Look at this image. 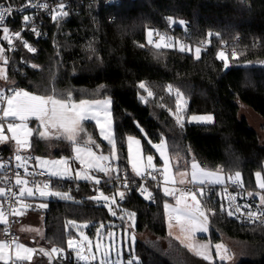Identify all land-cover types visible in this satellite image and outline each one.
<instances>
[{
	"label": "trees",
	"instance_id": "obj_1",
	"mask_svg": "<svg viewBox=\"0 0 264 264\" xmlns=\"http://www.w3.org/2000/svg\"><path fill=\"white\" fill-rule=\"evenodd\" d=\"M23 1L0 0V4ZM67 13L56 21L43 17L35 32L30 28L26 36L35 51L19 43L7 60V78L11 86L41 96L69 99L70 94L74 101L109 96L117 148L113 162L128 171L131 189H125V199L118 207L112 206L113 216L92 199L98 192L89 186L90 181L54 183L52 188L65 191L69 198L57 196L45 201L42 243L62 249L63 260L71 263L76 258L67 240L77 234L80 225H85L90 237L101 224L105 233L110 226L132 230L125 213H135V245L122 259L134 258L138 264H228L207 261L168 234L164 203L172 199L162 188L153 190V201L138 194L141 182L128 167L125 140L130 135L140 137L144 153H153L154 167L159 168L160 160L149 140L155 145L163 138L170 157L178 158L181 164L194 158L203 167L226 175L240 172L242 184L257 190L254 174L264 164V143L247 119L239 116L236 101L263 119L264 136V0H70ZM21 19L15 14L8 25L20 30ZM148 30L201 47L200 58L175 47L156 48L146 38ZM2 36L0 28L5 57ZM221 51L227 58V71L225 61L218 58ZM140 83L153 93L150 98ZM154 86L158 87L153 92ZM177 92L185 100L177 114L184 127L175 121ZM155 101L162 106H151ZM193 113L212 114L213 120L188 123L187 117ZM84 128L100 142L91 123ZM29 143L33 156L70 155L71 143L64 139L45 141L34 135ZM100 144L103 151L110 150L102 141ZM0 150L7 158L10 142L0 143ZM98 175L101 192L116 196L121 188L110 186L104 173ZM3 180L1 170L0 185ZM201 197L209 212L210 239L217 242L224 237L246 244L247 254L235 264H264V224L237 223L211 199ZM2 228L0 223V232ZM15 264L58 263H51L37 251L33 261ZM88 264L97 263L91 260Z\"/></svg>",
	"mask_w": 264,
	"mask_h": 264
},
{
	"label": "rangeland",
	"instance_id": "obj_2",
	"mask_svg": "<svg viewBox=\"0 0 264 264\" xmlns=\"http://www.w3.org/2000/svg\"><path fill=\"white\" fill-rule=\"evenodd\" d=\"M149 31L150 30H148L146 32V38L149 42L152 43V41H151L152 36L151 37L148 36ZM163 36L165 37L163 42L160 40V41L152 43V44L156 47V44L162 43V47H167V48L175 47L179 50L183 46L185 51H188V52L192 51L194 55H195L196 48H199L196 46L191 47L188 45H184L178 39L177 40L173 39L172 36H168L166 34H163ZM0 49H2V48L0 47ZM200 49H201V47H200ZM4 61H5V59H4L3 52H2V53H0V89H1V87L5 86L6 82L8 81V79L4 78L5 76L7 77V64H5ZM155 87L157 88L158 86L153 87V92H154V89H156ZM20 90L27 91L25 89H20ZM29 93L33 94V95H38V94L31 93V92H29ZM9 96H11V95H9ZM147 96L149 98L151 97L149 95H147ZM55 98H57V97H55ZM145 98H147V97H145ZM19 99L23 100L24 98L20 97ZM57 99H65V98H57ZM66 100H68V102L70 104L71 103L78 104L81 100H85V101L108 100V101H110V104L107 105V112H108L107 115L105 114L104 110L101 109V110H99V115L96 118L88 119V120H85L82 122L83 128H84V124L91 123L94 126V129L97 133V138L100 140V142L102 141L107 146H109L110 150L109 151H103L102 145L100 144V142L95 139V137L92 135V133L87 132L85 130V132L80 133V138H83V140H87V138L90 136L92 141H94V143L88 144V147H90L94 153L93 157L90 158L87 156L86 153H82L81 159H77V153L74 151V145L71 144L70 155H68V156L62 155L60 157L59 156L49 157V156H42L40 154H35L34 158H39V160L35 159L34 163H36L37 165H41L42 167L46 168L50 173L54 170H59L68 176L75 177L76 181H85V180L91 179L95 183L96 179H100V176L98 174L103 173L102 171L99 170V168L101 166H103V163L117 160V148H116V138H115V133H114L113 115H112V109H111V99L109 96H103V97H84V98L77 100V101L70 100V99H66ZM155 100H157V99H155ZM176 100H177V98H176ZM176 100L174 102L175 107H176ZM236 102H237L238 108H239V110H238L239 116H244L247 119L249 125L251 127H253L258 132L260 141L262 143H264V136H263V133L261 131L263 119L261 117H259V115H257L251 108H249L245 104L241 103L240 101H236ZM184 105H185V100L182 97L180 111L182 110ZM6 106H7V99L5 100V102L3 104L0 101V115L4 119L3 122H0V124H3V135L5 137H7L6 140L0 141L1 144L12 141V144L16 148L15 140L11 139L13 136V133L7 130V125L9 122L15 123L17 125L27 124L28 128L33 130L32 135L25 137L23 135L24 130L22 128L17 129L16 135L19 138H29V142H30V138L32 136H34V135L38 136V134L35 131L37 128H39L40 131L48 132V138L43 139L45 141H52L53 139H55V137L57 135L63 134V129H60V128L53 129L50 126H49V128L46 129L44 126H42L40 124V122L35 117H32V116H29L26 121H21L18 118H14V117L5 118L3 116V109ZM151 106H153V107L156 106V108H159L162 105H161V102L159 101V102H156L155 105L151 104ZM91 111H97V109H95V108L91 109L90 114H91ZM176 112H177V107H176ZM177 114H179V113L174 114V116L176 118L175 119L176 122H177ZM194 115H196V116L211 115L213 117V115L209 114V113H193V114L188 115L187 121H189L191 116H194ZM180 119L182 120V118H180ZM191 123H196V122H191ZM102 131H103V134H102ZM104 136H109L110 138H114V143H115V153L114 154H113L112 143H110L109 140L104 139ZM129 137L132 138V141H129ZM64 140L67 141L66 139H64ZM136 140H139L140 143L136 144L134 142ZM162 141L165 144V154L169 160V163L167 165V167H168L167 172L164 171V169H165L164 157L161 156L160 150L157 147H155V145L160 144ZM149 143L151 144L152 148H154V150H155V152H156V154L160 160V163L158 166H159L161 173L163 175V183H164L162 185L163 191L165 188H167L169 191H171V188L174 185L181 184L180 180H184V184H189V181H191V172H192L191 165L193 162L197 163L200 166V168L204 169L205 171H210V172L216 173L221 178V181H222L219 184L212 183V180H214L215 177L204 178V177H201L198 175L197 180L199 181L200 179H205V183L204 184L196 183L195 185H198V186L221 185V184L225 183L227 180H229L230 176L231 177L235 176V175H226L222 170H219V169H214V170L207 169V168L203 167L198 162V160H196L194 158L190 159L188 162H185V164L184 163L181 164L179 162L178 158L170 157L168 149H167L166 141L163 138L160 139L158 142H156L155 145L153 144V142L151 140H149ZM125 144H126V150H127L129 169L131 170L132 173H135L133 171V167H132L133 164L136 165L137 169L141 173L144 172L148 166L151 168H154V166L157 164L154 160L155 155L153 153H144L140 137L130 135L126 138ZM29 147H30V143L19 148V150L29 151ZM100 156H108L109 159L108 160L96 159ZM148 156L153 157L152 164L148 163V160H147ZM44 160H47V161L67 160V164L66 165H64V164L58 165V166H56V168H53V166L50 163L44 164L42 162ZM90 160L92 161V163L96 164L97 166L96 167H90L89 166ZM0 165H1V161H0ZM65 168L67 169V171H64ZM199 170L200 169H197V172H199ZM0 171H1V167H0ZM77 173H79V175H80L79 179L76 178ZM180 173H185V175L182 176V175H180ZM257 173L260 174V180L264 181V164H263L262 169L260 171L255 172V174H254V183H255L257 190H263L259 187V181L257 179ZM85 177H88V178L85 179ZM165 177H167V180H165ZM240 182H241V180H240ZM2 183H3V181H2ZM0 188H3V184L0 185ZM25 188H32L33 189L34 195L31 196L30 198H32L36 203H39L37 205L38 208L21 212V214L18 215L19 219L17 218V221L14 225L13 231L18 236V238L24 239L25 244L33 245V247L35 248L36 251L33 253L31 260L27 261V262H31L34 260V256L37 253V251L42 253L41 249L46 251V249L51 250L52 248H54V247H47L46 245H44L42 243L43 242V233H44L43 232V224H42L43 223L42 210L45 207H41V205L42 204L45 205V203H43L44 201L49 200L50 198L57 197V196L41 197L39 195V191H41V190L49 191V192L57 191V192H60L62 194H66V195H67V193L65 191H62L61 189H56V188L44 189L42 186L38 189L35 186L33 187L31 185H27ZM196 195H197V201L199 202L200 211L205 213L206 221L204 219L198 218L196 221L195 229H193L192 226L190 224H188L186 218L182 217L181 220H179V221L176 219L177 213L174 212L173 209L184 208L185 204H187L193 208L196 207L197 201H193L191 199L190 195L185 196L180 204H177V200H167V201H165V203H167L169 205V207L166 209L165 203H164V213H165V220H166V227H167L168 234L171 235L172 237L176 238L185 247H186V245H189V244L196 245L197 249L199 251L204 252V254L207 255L208 258L205 259L202 255H197V254L196 255L204 258L207 261L218 260V261H222V262H225L228 264H235L237 258H239L242 255L247 254L248 246L246 244L238 241V240H229V239L224 238V237L221 238L217 242H213L210 239V227L207 223V214L209 212H208L207 208L202 206V203H201L202 197L200 195L199 189H198ZM60 196H64V195H60ZM103 196H106V195L103 194ZM103 196H101L100 193L98 192L93 197H98L99 199H95V200L99 201L102 206H104L106 209L109 210V207H110L109 203L108 202L106 203L104 201ZM27 197H29V196H27ZM116 207H118V205ZM125 216L127 217V220L131 222L132 230H129V228H130L129 226L124 227V228L110 226L105 233L104 232V225H103V227H101V225H102L101 224L100 226L97 227V231H96L95 235L90 237V235L83 229V227L85 225H80L79 226L80 228L76 229L77 234L73 237L68 238L67 245H68L69 240L73 241L72 246L68 245V249L72 251L73 256L78 260L79 264H88V263H90L91 260L93 262H96L97 264H101V261H104V264H107V263H110L113 261L122 260L124 252L125 251L129 252L130 249H132L134 247L135 241H136V235L133 231L134 218L131 217L130 215H128V213H125ZM106 224L110 225V222L107 221ZM113 225H114V223H113ZM182 225L185 229L184 231L181 230ZM201 225H203V227H205L207 230L206 231H199V228L201 227ZM21 229H24V230L22 231ZM137 236L138 237H145V235H137ZM29 237H32L34 239V241L33 242L30 241ZM133 237H134V242L132 239ZM218 244L223 245L224 248L217 250L216 245H218ZM97 245H99V250H97ZM201 245H207L206 250L201 249L200 248ZM186 248L188 249V247H186ZM225 249L227 250L226 252H225ZM231 249H232V251L234 250L235 252L233 253L231 251ZM192 253H194V252H192ZM43 256L46 259H48L51 263H55L50 259L49 256H45L44 254H43ZM220 256H224L225 259L221 260ZM81 257H85V258L82 259ZM93 257H95V259H93Z\"/></svg>",
	"mask_w": 264,
	"mask_h": 264
},
{
	"label": "snow or ice",
	"instance_id": "obj_3",
	"mask_svg": "<svg viewBox=\"0 0 264 264\" xmlns=\"http://www.w3.org/2000/svg\"><path fill=\"white\" fill-rule=\"evenodd\" d=\"M61 8L64 7V5L60 6ZM12 12L11 8L8 7H0V23L4 22L6 19V14H10ZM63 15H68V13L65 11L62 13ZM51 19L53 21H56L58 19V17L56 15H53L51 17ZM31 23V18L28 15H24L23 16V26L25 28H27V26ZM32 31L35 32L36 29L33 26ZM2 32L5 34L3 36L4 40H7L9 43V47L12 46V41L9 38V36L7 35V33H9V28L8 27H3L2 28ZM152 31L148 32V36L151 37L152 36ZM21 32H15L14 36L19 38L21 37ZM161 41L163 42L165 37L161 36L160 37ZM25 46H27V44H25ZM157 48L162 47V43L161 44H156ZM29 51L34 52L35 49L28 47ZM180 51L183 52L185 51L184 47L182 46L180 48ZM3 52V49H0V53ZM195 55L196 58L199 59L200 55H201V49L200 48H196L195 51ZM233 57H236V53L233 52L232 53ZM218 58L225 61V68L228 67V63H227V58L224 52H219L218 53ZM5 64H7V58H5ZM36 67V66H33ZM5 79H7V77H4ZM139 87L141 89H145L146 91V85L144 83H140ZM9 91H11L13 93V95L8 96L7 99V106L3 109V116L5 118L8 117H14V118H18L21 121H26L28 119L29 116L35 117L42 126H44L46 129L49 128V126L53 129H63V134L62 135H57L55 137V139H66L67 141H69L72 145H74V151L77 153V159H81V154L82 153H86L88 157H93L94 153L92 151V149L90 147H88L89 143H94V141H92L91 137L89 136L87 138V140H83V138H80V133L85 132V129L82 126V122L88 119H92V118H96L99 115V110H104L105 114L107 115V105L110 104V101L108 100H104V101H85V100H81L78 104L76 103H69L68 100L66 99H57L54 96H40V95H33L30 94L27 91H17L15 88H11L9 89ZM148 95L152 96L153 93L151 91H148ZM23 97V100H20L19 98ZM0 98H4V93L2 91H0ZM69 99H70V94H69ZM181 99L182 96L179 92H177V100H176V107H177V113H179L180 109H181ZM97 109V111H91L90 114V110L91 109ZM213 120V117L211 115H201V116H191L190 120L188 121L189 123L191 122H196V123H209ZM177 123L181 126L184 127V124L181 122V119L179 117V115H177ZM18 128H22L24 130L23 135L25 137L31 136L33 130L29 129L27 124H23V125H17L15 123H11L9 122L7 125V130L13 133V136L11 139L15 140L16 142V154H15V159L18 162L16 164V168H20V167H25V171L27 172V168H26V162L28 160H32V159H37L39 160V158H34L31 156L28 157H22L19 154L18 149L23 147L24 145L28 144L29 141L27 139H20L17 135V129ZM36 133L38 134V136L41 139H45L48 138V132L46 131H40L39 128H37ZM103 134V131H102ZM7 137H5L3 135V124H0V141H4L6 140ZM104 139L109 140L110 143H112L113 145V154L115 153V143H114V138H110L109 136H104ZM129 141H132V138L129 137ZM136 144H139L140 141L136 140L134 141ZM155 147H157L160 150V154L162 157H164V164H165V169L164 171L167 172L168 171V163L169 160L165 154V144L162 141L160 144L155 145ZM98 160H108L109 157L108 156H100L98 158H96ZM148 163L152 164V160L153 157L152 156H148L147 157ZM44 164H51L53 166V168H56V166L58 165H66L67 164V160H56V161H47L44 160L42 161ZM83 162V161H82ZM89 166L90 167H96L97 165L92 163V161H89ZM0 167H4L3 165H0ZM133 171L136 173L137 176L142 175V173L137 169L136 165L133 164ZM192 168V172H191V181H189V183H199V184H204L205 183V179H200L199 181L197 180L198 175L204 178H208V177H215L214 180H212V183H221V178L214 172H210V171H205L204 169L200 168V166L193 162L191 165ZM197 169H200L199 172H197ZM100 171L102 172H108V169H105L104 167H100L99 168ZM64 171H67V169L65 168ZM17 175V179H16V184L17 185H26L28 183L27 180H22L19 178L20 174L19 172L16 173ZM27 175L29 176H33L35 177L36 175H44L43 172L40 173H34V172H29L27 173ZM50 176L52 177H59V178H64L63 173L59 170H54L52 171L50 174ZM180 175H185V173H180ZM76 178L79 179L80 175L79 173L76 174ZM88 177H85V179H87ZM110 179H119V177H115V178H111ZM153 179H155V177H153ZM257 179L259 181V187L261 189H264V181L260 180V174L257 173ZM165 180H167V177H165ZM229 180H231L233 183H238L241 180V173L240 172H236L234 177H229ZM96 184L100 183L99 179L95 180ZM180 183L183 184L184 180H180ZM32 184L35 185L36 188H40L41 185L39 184L38 181H36L35 179L32 180ZM50 182L49 183H44L43 184V188L47 189L49 188ZM125 186L127 187V181H125ZM142 191H146L142 190ZM200 194L203 195V189H199ZM5 190L3 188H0V196H4ZM27 195L29 197L34 195V191L32 188H24L22 187L20 189V196L23 197L24 195ZM164 194L165 195H174L173 192H170L167 188L164 189ZM39 195L41 197H45V196H60V195H64V198H69L67 197L66 194H62L60 192L57 191H39ZM101 196H103V193H100ZM120 195V199L123 200L125 199V193L121 192L119 193ZM191 196V199L193 201H197V195L196 192L192 191V189H186L183 190L182 195L179 199H177V204H180L181 201L184 199L185 196ZM152 194L148 193V197L147 198H151ZM234 198V197H233ZM92 199H99L98 197H92ZM104 201L107 203L109 201V197L107 196H103ZM261 203H264V196L260 197ZM112 202H114V197L112 198ZM41 207H46V205L42 204ZM169 207V205L167 203H165V208L167 209ZM221 210H223V205H221ZM12 213H14L15 215H20L21 214V210L16 209V208H12L11 209ZM109 211H111V214L113 216L116 215L115 211H112L111 207H109ZM174 212L177 213L176 219L179 221L181 220L182 217L187 219L188 224H190L192 226L193 229H195V225H196V221L198 218L204 219L206 221V217H205V213L200 211L199 208V202L197 201V205L195 208L185 204L184 208H176L173 209ZM236 211H241L240 207H237ZM131 217H134L135 213H130L129 214ZM228 215L229 216H233L234 212L231 210H228ZM247 215L250 218H255L258 215V213L249 211L247 213ZM0 223L3 224H7L8 221L6 219V214L4 211H0ZM101 227H103V225H101ZM22 231L24 229H21ZM182 231H184V227L182 225L181 228ZM207 229L205 227H203V225H201V227L199 228V231H206ZM5 235H8V232L5 231ZM179 238V237H178ZM133 242H134V237L132 238ZM73 241L69 240L68 241V245L72 246ZM186 247H188L189 251L194 252L197 255H202L205 259H207V255L204 254V252L199 251L196 247V245L193 244H189L186 245ZM9 248H14L15 251V261L16 262H24V261H30L31 257H32V253H33V249L26 247L24 244L19 243L16 237H12L10 240L5 239V240H0V261H3L4 264H8L9 259H11V257H9L8 259L5 258L6 255V249ZM201 249L206 250L207 245H201L200 246ZM217 250L224 248L223 245L218 244L216 245ZM97 250H99V245H97ZM62 249H57V248H52L51 252H62ZM227 250L225 249V252ZM41 252L45 255L48 256L50 255V253L44 251L43 249H41ZM82 259L85 257H81ZM93 259H95V257H93ZM221 260H224L225 257L224 256H220ZM101 264H104V261H101ZM128 264H138V262L133 258V259H129Z\"/></svg>",
	"mask_w": 264,
	"mask_h": 264
},
{
	"label": "built area",
	"instance_id": "obj_4",
	"mask_svg": "<svg viewBox=\"0 0 264 264\" xmlns=\"http://www.w3.org/2000/svg\"><path fill=\"white\" fill-rule=\"evenodd\" d=\"M69 1L70 0H26L23 2H20L18 4H0V7H8L12 9V12L10 14H6V19L4 22L0 23V28L8 27L9 33L7 35L12 41V46L9 47V43L6 41V51L7 55L4 58H8L13 54V52L17 49V45L27 44L25 47H31V43L26 36V33L30 30L31 27H35L38 23H40L41 19L43 17H49L51 18L53 15H56L57 17L63 16V12H68L69 8ZM108 2L109 0H105ZM64 5L63 8L60 6ZM21 15V29L15 30L11 28L8 25V21L10 20L13 15ZM28 15L31 18V23L25 28L23 26V16ZM15 32H21V37L17 38L14 36ZM5 34L3 33V36ZM2 36V39H3ZM163 36V33L161 31H156L153 33L151 41L152 43L160 41V37ZM4 40V39H3ZM4 56V54H3ZM20 63L25 64L23 58H20ZM8 79V78H7ZM15 88L17 91L20 89L13 87L10 85L9 80L6 82L5 86L1 87L0 91L4 93V98H0L1 103L3 104L6 100V98L9 95H13L9 89ZM3 118L0 115V122H3ZM10 148L11 152L7 156V158H3V154L0 150V161L2 162L3 167V174H4V180H3V189L5 190L4 196H0V211H4L6 214V219L8 221L7 224H3V228L0 232V240L8 239L10 240L13 236L17 238V235L14 233L13 228L17 221L18 215H15L12 213L11 209L16 208L21 211L23 210H31L36 209L37 206L35 203L30 201L27 197L20 196V189L22 187H26L27 185L35 186L32 184V180L35 179L39 182V184L43 187L44 183H49V188H52L53 184L56 182H64V181H70L75 180V177L68 176L66 174H63L64 178L59 177H52L50 176V172L42 167L41 165H37L35 162V159L28 160L26 163L30 165L29 168H27V172L24 168H16V164L18 163L15 159L16 151L13 149L12 141H10ZM19 154L22 157H34L32 153L28 152L27 154L20 153ZM105 169H108V172H103L106 176V180L108 181V184L112 186L115 184L116 186L120 187L121 189L118 191L116 196H107L111 200L114 197L113 205L117 206L121 203L120 195L119 193L124 192L126 190H130V178L129 173L126 169L122 168L121 166L115 164L113 161L104 162L103 166ZM19 172L20 176L19 178L22 180H27L28 183L26 185H17L16 179L17 175L16 173ZM29 172L34 173H40L43 172L44 175H36L35 177L27 175ZM119 177V179H110ZM137 181L141 182V186L138 188L137 192L142 197L147 198L148 193H153V190L162 188L163 183V175L161 173V170L159 168H151L147 167L144 172H142V175L137 176L135 174L134 176ZM155 177V179H153ZM125 181H127V187L125 186ZM136 183V180L135 182ZM90 187H94L97 192L101 193L102 187L100 184H96L94 182H89ZM203 189V195L205 198L211 199L213 202L216 203L219 210L223 212L226 216L231 218L237 223L244 224V225H261L264 224V203H261L260 197L264 196V189L263 190H256V189H250L247 188L242 184V182L233 183L231 180H227L225 183L221 185H203L198 186L193 183L189 184H176L171 188L170 192H173L174 195H170L172 200H177L181 197L183 190L186 189H192V191L196 192L198 189ZM146 191H142L145 190ZM234 197V198H233ZM153 201V197L149 198ZM221 205H223V210H221ZM237 207L241 208V211H236ZM228 210H231L234 212L233 216L228 215ZM249 211L261 214L258 215L255 218H250L247 213ZM5 231L8 232V235H5ZM18 240V238H17ZM19 241V240H18ZM13 248H9V259L8 264H15V257L12 252ZM58 249V248H57ZM50 255V259L53 262H56L58 264H79L77 259H73L71 263L65 262L64 259V253L63 252H51L50 249H46ZM129 260H120V261H113L107 264H128Z\"/></svg>",
	"mask_w": 264,
	"mask_h": 264
},
{
	"label": "crops",
	"instance_id": "obj_5",
	"mask_svg": "<svg viewBox=\"0 0 264 264\" xmlns=\"http://www.w3.org/2000/svg\"><path fill=\"white\" fill-rule=\"evenodd\" d=\"M13 149L16 151L17 149L14 147V145H13ZM18 151L20 152V153H23V154H27L29 151H21V150H19L18 149ZM1 165H2V162H1ZM30 167V165H28L27 163H26V168H29ZM128 167H129V163H128ZM21 168H24L25 169V167H21ZM3 169V167H1V170ZM96 173V172H95ZM63 174H65V173H63ZM85 181H91V182H93L91 179H89V180H85ZM25 197H27V195L25 194L24 195ZM28 199H30V201H32L33 203H35L36 204V206L39 204V203H36L32 198H30V197H27ZM43 203H45V205H46V202L44 201ZM38 208V207H37ZM44 209V208H43ZM24 211H26V210H23V211H21V212H24ZM28 211V210H27ZM19 219V218H18ZM43 224V223H42ZM17 238H18V236H17ZM30 238V241H34V239L32 238V237H29ZM18 242L19 243H22V244H24L26 247H28V248H31V249H33V253L36 251L35 250V248L33 247V245H28V244H25V241H24V239L23 238H18ZM35 246V245H34ZM15 249L13 248L12 249V252H13V255H14V257H15ZM33 253H32V256H33ZM5 258L6 259H8L9 258V252H8V249H6V255H5ZM3 262V261H2Z\"/></svg>",
	"mask_w": 264,
	"mask_h": 264
},
{
	"label": "water",
	"instance_id": "obj_6",
	"mask_svg": "<svg viewBox=\"0 0 264 264\" xmlns=\"http://www.w3.org/2000/svg\"><path fill=\"white\" fill-rule=\"evenodd\" d=\"M225 70L227 71V68H225ZM20 139H27L29 141V138H20ZM108 203H109V206L111 207V209L113 210V207H112L113 206V202H112V200L109 199Z\"/></svg>",
	"mask_w": 264,
	"mask_h": 264
}]
</instances>
